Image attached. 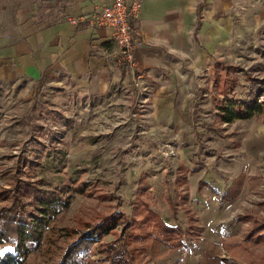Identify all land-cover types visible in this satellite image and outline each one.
Wrapping results in <instances>:
<instances>
[{
	"label": "crops",
	"instance_id": "crops-1",
	"mask_svg": "<svg viewBox=\"0 0 264 264\" xmlns=\"http://www.w3.org/2000/svg\"><path fill=\"white\" fill-rule=\"evenodd\" d=\"M112 1L0 0V119L17 122L34 112L79 118L90 109L133 115L141 126L149 117L172 133L186 129L185 160L204 136L219 152L209 158L217 178L202 180L213 199L201 211L207 226L195 213L200 233L185 264H264V230L258 242L245 241L253 224H264V104L262 115L226 123L214 97L221 87V96L230 97L225 100L258 99L261 82L243 60L264 53V0H142L131 23L139 32L133 57L145 92L119 62L111 30L90 23ZM72 17L83 21L71 23ZM243 79L248 92L239 90ZM199 114L212 120L197 121ZM126 124L119 126L129 129ZM235 235L233 257L228 244Z\"/></svg>",
	"mask_w": 264,
	"mask_h": 264
},
{
	"label": "rangeland",
	"instance_id": "rangeland-1",
	"mask_svg": "<svg viewBox=\"0 0 264 264\" xmlns=\"http://www.w3.org/2000/svg\"><path fill=\"white\" fill-rule=\"evenodd\" d=\"M248 55L249 57L243 60L246 71L253 74L255 80L261 82L256 86L258 89L256 95L259 96L254 101L259 106L260 103L264 104V53ZM255 60L258 62L250 63ZM244 82L243 79L241 82L243 87L239 90L248 92L251 87ZM223 93L221 87L214 91L218 104L227 97H222ZM232 95L240 94L234 92ZM203 113L206 114V111ZM207 115L199 114L195 119L198 121L208 117L212 120L211 115ZM149 119V117L143 118L145 123L142 122L139 126L136 116L122 118L106 113L105 110L94 112L90 109L83 110L79 118L63 117L52 112L44 115L34 112L26 118L12 122L9 116H3L0 119L2 122L0 123V190H8L10 193L7 191L6 196L9 198L10 195L17 194L20 181L35 182V187L46 193L56 186L65 188L62 195L64 198L70 195L71 199L65 212L53 223L56 229L52 235V238H59L58 243L62 248L69 241L66 235H63L67 234L65 230L78 228L80 222L92 223L96 214L110 216L120 212L126 218L127 224H124L126 233L145 237L141 244L132 242L127 246L131 252L133 249L139 250L140 247L144 251V253L141 251L142 253L137 257L131 255L129 258L131 264H185L194 246L193 241L186 237L185 248L171 250L167 249L166 245L154 246L151 239L159 235L155 227L158 222L154 223L157 220L150 217L147 223L146 219L142 221L146 213L141 212L142 205L136 207L135 203L140 199L145 200L158 218L171 226L175 223L181 224L186 230L188 223L183 210L185 208L179 206L178 195L183 194L187 197L188 191H191L187 197L189 200L184 203L185 207H189L191 211H195L194 214L200 216L201 226H207L206 219H203L204 213L201 211L207 209L206 205L209 200L212 201L213 196L204 193L208 187L203 185L202 180L217 178L210 170L209 158L214 153L218 157L219 152L210 148L212 145L205 143V137L202 136L201 141L198 140L197 153L193 155L198 162H192L194 160L192 157L185 160L184 154L181 155V149L186 146V136H190L184 131L186 129L180 127L179 133H172L166 126L155 125ZM122 121L131 124V127L126 130L121 129L119 125ZM232 132L233 130L229 134ZM178 163L194 168L195 171L193 175L188 174L192 170L183 171L182 175L185 178L188 174V182L185 180L179 186L176 183L177 178L181 176L176 169ZM79 184H87L83 193L74 189V186ZM140 185H145V190L141 191ZM211 188L219 196L217 190L221 187ZM166 190L169 191V197L166 195ZM27 200L28 197H25L24 203ZM6 203H9V199L0 201V206ZM199 203L201 206L196 207ZM206 214L211 217L213 212ZM134 221L140 222V228L132 226ZM230 227L232 232L231 230L229 232L234 235L238 231L237 224ZM116 230L118 233L121 232V226ZM154 231L155 233H152ZM114 236L115 233L111 231L104 237L103 242L112 240ZM234 239H237L236 235L228 244L232 248L233 257L238 253L233 249ZM93 242L90 256L84 257L83 264H106L100 244H97L96 239ZM44 247H48V244H44L39 251L30 255L25 264H47L48 258L42 253Z\"/></svg>",
	"mask_w": 264,
	"mask_h": 264
},
{
	"label": "trees",
	"instance_id": "trees-1",
	"mask_svg": "<svg viewBox=\"0 0 264 264\" xmlns=\"http://www.w3.org/2000/svg\"><path fill=\"white\" fill-rule=\"evenodd\" d=\"M216 107L219 120L226 123L247 120L263 114L262 109L255 104L254 100H222ZM183 171L188 170L179 166L178 173L181 176L176 181L178 186L185 182V177L182 175ZM34 183L18 182L17 194H12L9 198L6 196L8 190H0V201L9 199V203L0 206V249L10 248L12 250L0 258V264H25L26 259L39 251V248L44 244H48V247L42 249L43 255L48 258L47 264H83L84 257L90 256V247L95 239L105 254L106 264H131L129 260L131 255L137 257L142 253L143 248L141 247L139 250L133 249L132 252L127 249V246L132 242H140L141 244L145 237L140 236V238L139 235L133 236L126 233V218L120 212L113 213L110 216L96 214L92 223L80 222L78 228L65 230L67 234L63 235H66L69 241L62 248L58 243L59 238H52L56 229L53 223L65 212L71 197L68 195L67 198H64L62 193L65 192V188L56 186L46 193L44 190H38ZM74 183L76 184V182ZM74 187L77 192L83 193L87 184H79ZM140 187L142 191L145 190L146 186L140 185ZM166 187L168 188V183ZM168 194L169 191L166 190V195ZM25 197H28L26 203L23 201ZM178 198L180 199L179 206L185 208L183 210H185L188 223L186 230L181 224L175 223L171 226L160 217L158 218L145 200L140 199L135 203L136 207L142 205L140 209H143V211L141 210V212L145 211L146 213L142 221L146 219L145 222L147 223V219L150 217L157 220L154 223L158 222L155 227L159 235L151 239L153 240L151 243L156 247L166 245L169 250L185 248L187 245L186 237L192 241L198 240L200 232L197 227V218L190 208L185 207L186 204H184L187 197L179 194ZM139 223L134 221L132 226L140 228ZM118 226H121V232L119 233L116 230ZM263 230L264 224H253L245 241L258 242L261 239L259 233ZM111 231L115 233L114 238L108 242H103L104 237ZM155 231L152 233H155ZM149 233L148 235H150ZM151 248L153 249V246Z\"/></svg>",
	"mask_w": 264,
	"mask_h": 264
},
{
	"label": "built area",
	"instance_id": "built-area-1",
	"mask_svg": "<svg viewBox=\"0 0 264 264\" xmlns=\"http://www.w3.org/2000/svg\"><path fill=\"white\" fill-rule=\"evenodd\" d=\"M141 5L142 0H113L99 13L93 14L90 17V23L96 27L111 30L119 62L126 66L134 85L145 92V88L139 83L143 74L137 71L133 57V51L139 43V32L131 23L139 15ZM68 20L77 24L83 21V18L72 17Z\"/></svg>",
	"mask_w": 264,
	"mask_h": 264
},
{
	"label": "snow or ice",
	"instance_id": "snow-or-ice-1",
	"mask_svg": "<svg viewBox=\"0 0 264 264\" xmlns=\"http://www.w3.org/2000/svg\"><path fill=\"white\" fill-rule=\"evenodd\" d=\"M12 250L10 248L0 249V258H2L5 253L11 252Z\"/></svg>",
	"mask_w": 264,
	"mask_h": 264
}]
</instances>
